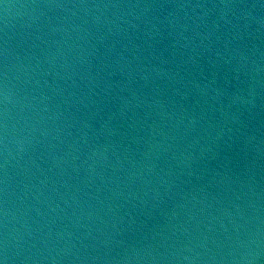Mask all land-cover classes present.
Segmentation results:
<instances>
[{"label":"water","instance_id":"1","mask_svg":"<svg viewBox=\"0 0 264 264\" xmlns=\"http://www.w3.org/2000/svg\"><path fill=\"white\" fill-rule=\"evenodd\" d=\"M2 264H264V0H0Z\"/></svg>","mask_w":264,"mask_h":264},{"label":"snow or ice","instance_id":"2","mask_svg":"<svg viewBox=\"0 0 264 264\" xmlns=\"http://www.w3.org/2000/svg\"><path fill=\"white\" fill-rule=\"evenodd\" d=\"M0 264H2V262H0Z\"/></svg>","mask_w":264,"mask_h":264}]
</instances>
